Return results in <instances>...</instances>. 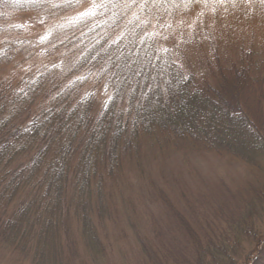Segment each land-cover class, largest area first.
Here are the masks:
<instances>
[{
    "label": "trees",
    "instance_id": "1",
    "mask_svg": "<svg viewBox=\"0 0 264 264\" xmlns=\"http://www.w3.org/2000/svg\"><path fill=\"white\" fill-rule=\"evenodd\" d=\"M47 1L0 0V18L45 14ZM172 1L50 0L51 11L72 13L53 47L63 50L65 65L0 75V244L29 264L105 254L91 200L100 201L103 179L119 173L126 156L136 158L141 134H163L253 168L264 160V134L247 102L257 98L248 66L227 79L219 71V79L194 82L157 49L147 21ZM10 50L0 44V69ZM235 199L240 210L229 214L226 231L194 243V254L178 264H264V226L253 222L264 215V200Z\"/></svg>",
    "mask_w": 264,
    "mask_h": 264
},
{
    "label": "rangeland",
    "instance_id": "2",
    "mask_svg": "<svg viewBox=\"0 0 264 264\" xmlns=\"http://www.w3.org/2000/svg\"><path fill=\"white\" fill-rule=\"evenodd\" d=\"M49 1L43 6L45 14L19 12L0 18V44L11 46L0 75L65 65L59 59L63 50L53 47L62 41L72 13L51 11ZM83 8L85 4L76 13ZM166 9L155 8L147 21L157 49L194 82L213 81L214 75L219 79V71L227 79L247 65L257 96L247 102L264 134V0H176ZM140 139L136 158L127 161L126 156L119 173L103 179L100 201L95 196L91 200L105 254L93 260L81 253L73 264H155L154 257L178 264L181 257L194 254V243L216 241L226 231L229 214L240 210L235 198L256 194L264 200V160L253 168L163 134H141ZM253 222L264 226V215ZM70 223L79 244L77 224ZM0 264L29 261L0 244Z\"/></svg>",
    "mask_w": 264,
    "mask_h": 264
},
{
    "label": "snow or ice",
    "instance_id": "3",
    "mask_svg": "<svg viewBox=\"0 0 264 264\" xmlns=\"http://www.w3.org/2000/svg\"><path fill=\"white\" fill-rule=\"evenodd\" d=\"M114 78H115V77H114ZM107 88H108V85L106 84V85H105V90H107Z\"/></svg>",
    "mask_w": 264,
    "mask_h": 264
}]
</instances>
